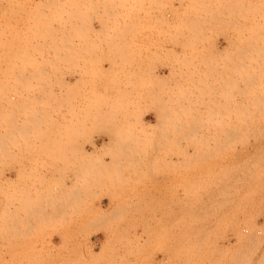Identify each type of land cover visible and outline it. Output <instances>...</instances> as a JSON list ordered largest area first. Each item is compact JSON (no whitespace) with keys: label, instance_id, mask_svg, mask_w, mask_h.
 <instances>
[{"label":"rangeland","instance_id":"obj_1","mask_svg":"<svg viewBox=\"0 0 264 264\" xmlns=\"http://www.w3.org/2000/svg\"><path fill=\"white\" fill-rule=\"evenodd\" d=\"M0 5V264H264V0Z\"/></svg>","mask_w":264,"mask_h":264},{"label":"crops","instance_id":"obj_2","mask_svg":"<svg viewBox=\"0 0 264 264\" xmlns=\"http://www.w3.org/2000/svg\"><path fill=\"white\" fill-rule=\"evenodd\" d=\"M39 1H40V4H42V3L46 4V0H39ZM167 71H168L167 67L163 66L161 68L160 72H165L166 73ZM111 141H112L111 137L109 135H107V134L93 135L92 137H87L86 141L80 145L81 148H80V150L78 152L81 154V156L86 155V156H89V157H91L93 159L95 157V154H98V153H101V152H106L107 150L104 149V147L109 146ZM108 142H109V144H108ZM23 155L24 154H20V153H17L15 151H13L12 153L8 154V157L13 158V159H17V158H19L20 156H23ZM125 155L126 154L123 151L112 150V152L110 154H105L104 158L105 159H110L111 157H123ZM92 165H93V162H92ZM23 168L24 167H21L19 165V163H14L11 166V170H9L7 173L12 179H15L16 176L21 171V169H23ZM72 186H73L72 181L68 180L66 182V188L70 189ZM90 188L91 187L86 186V187H82L81 189L80 188L79 189L84 195H86L85 193H87L90 190ZM90 200L91 199L89 197L85 196V197L80 198V202H79V199H77L75 201V203L76 204L85 205V204H89ZM100 203L103 206H109V205L117 204V202L114 201L113 198L110 195L109 196L108 195L102 196V198L100 200ZM93 204H96V203L92 202L91 205H93ZM84 218L85 217L82 216L81 219H80V221L82 222V226H81L80 230L78 229V225L77 224L75 226L71 224L69 226V229L67 230L66 234H64V235L58 234V233L54 234L53 235L54 243L56 245H58V244H60L62 242L63 238H70V239L77 240L80 235L83 236L85 234V230H87V228H88V225L83 224V222L85 220L88 221V219L84 220ZM13 220H14L13 221L14 224L16 223L15 224L16 228H13V230H12V233L14 234V236L17 237V238L18 237H29L30 230L21 228V225L29 226L28 223H29L30 219L28 217L25 218V216L20 214V213H17L14 216ZM72 220L73 221L75 220V222H78L77 217L75 219H72ZM91 229L93 230V219H91ZM106 237H107V234L104 231H101V232H98L96 234L92 233L91 236H90V239H91L92 242H94L95 239H97L98 243H101V242H103L104 239H106ZM99 248L100 247L95 248L94 252H99ZM24 249H25V246L24 245L21 246L20 244L11 246V250H12L13 253L23 252ZM123 250H124L123 248H118V249H116L115 253L116 254L117 253H121ZM68 252L78 254V253H87L88 251L84 247H82V248L75 247L74 249L72 247H70V250Z\"/></svg>","mask_w":264,"mask_h":264},{"label":"bare ground","instance_id":"obj_3","mask_svg":"<svg viewBox=\"0 0 264 264\" xmlns=\"http://www.w3.org/2000/svg\"><path fill=\"white\" fill-rule=\"evenodd\" d=\"M111 2H112V0H111ZM12 3H13V2H12ZM106 3H107V2H106ZM109 3H110V2H109ZM61 4H62V3H61ZM64 4H65V3H64ZM58 5H59V4H58ZM0 6H1V5H0ZM3 6H4V5H3ZM49 6H50V5H49ZM59 6H60V5H59ZM59 6H58V7H59ZM77 7H78V6H77ZM77 7H75V8L73 9L72 12H75V11L77 10ZM50 8H51V7H50ZM70 8H71V7H70ZM70 8H69V9H70ZM59 9H60V8H59ZM75 9H76V10H75ZM41 10H42V9H41ZM52 10L54 11V9H52ZM60 10H62V9H60ZM74 10H75V11H74ZM87 10H88V9H87ZM94 10H95V9H94ZM94 10H93V11H94ZM1 11H2V10H1ZM10 11H13V9L10 10ZM37 11H38V10H37ZM37 11L35 12V14H37ZM50 11H51V10H50ZM56 11H57V9H56ZM68 11H69V10H68ZM68 11H67V12H68ZM80 11H81V10H79V12H80ZM84 11H85V10H84ZM95 11H96V10H95ZM107 11H109V10H107ZM60 12H61V11H60ZM67 12L65 13V10H64L63 13L67 14ZM72 12H71V14H73ZM79 12H77V13H79ZM3 13H4V10H3ZM40 13H43V12H40ZM47 13H48V12L44 13V14L46 15V17L48 16L47 18L44 17L45 19H48V20H47L48 22H46V25H47L48 23H52V22H53V19H51V16H49V14H47ZM51 13L54 14L55 12H52V11H51ZM57 13L59 14V11L56 12V14H57ZM68 13H69V12H68ZM77 13H76V14H77ZM85 13H87V12H85ZM1 14H2V13H1ZM35 14H34V15H35ZM79 14H80V13H79ZM39 15H40V14H39ZM45 15H44V16H45ZM77 15H78V14H77ZM1 16H2V15H1ZM31 16L33 17V15H31ZM42 16H43V14H42ZM58 16H59V15H57V17H58ZM67 16H68V15H67ZM69 16H70V15H69ZM32 17H31V19H32ZM61 17H62V16H61ZM3 18H4V17H3ZM42 18H43V17H42ZM44 18H43V20H44ZM49 18H50V19H49ZM52 18H53V17H52ZM54 18H55V17H54ZM28 19H29V18H28ZM28 19H26V20H28ZM31 19H30V20H31ZM68 19H69V18H68ZM30 20H29V21H30ZM32 20H33V19H32ZM50 20H52V21H50ZM64 20H66V19H64ZM4 21H5V20H3V22H4ZM36 21H38V20H36ZM40 21H41V24H42V22L45 23V20L42 21L41 18H40ZM54 21H55V19H54ZM58 21H59V19H58ZM60 21H61V20H60ZM25 22H26V21H25ZM56 22H57V21H56ZM1 23H2V22H0V24H1ZM27 23H28V21H27ZM3 24H4V23H3ZM41 24H40V25H41ZM4 25H5V24H4ZM6 25H7V24H6ZM7 26H8V25H7ZM42 26H43V25H42ZM42 26H41V27H42ZM37 27H38V26H37ZM37 27H36V29H38ZM39 30H40V28H39ZM43 30H44V29H43ZM34 36H35V35H34ZM34 36H33V37H34ZM148 36H149V35H148ZM140 38H141V37H140ZM25 39H26V38H25ZM11 42H12V41H11ZM170 43H171V42H170ZM175 43H176V42H175ZM185 43H186V42H185ZM186 44H187V43H186ZM135 45H136V44H135ZM20 49H23V48H20ZM20 49H19V50H20ZM19 50H17V53H18ZM6 53H7V52H6ZM6 53H5V54H6ZM14 53H15V52H14ZM17 53H16L15 55H17ZM29 53H30V52H29ZM8 54H9V53H8ZM4 56H5V55H4ZM9 56H10V55H9ZM10 58H11V56H10ZM25 59H27V58H25ZM130 59H131V58H130ZM134 60H135V59H134ZM93 61H94V60H93ZM114 61H115V60H114ZM126 61H127V60H126ZM94 62H95V61H94ZM92 63H93V62H92ZM124 63H125V62H124ZM141 64H142V63H141ZM128 65H129V63H128ZM12 66H13V65H12ZM14 66H15V65H14ZM16 66H17V65H16ZM170 67H172V63H171V66H170ZM9 68H10V67H9ZM6 69H7V66H6ZM10 69H11V68H10ZM128 69H129V68H128ZM126 70H127V69H126ZM137 70H138V69H137ZM132 71H133V70H132ZM5 72H6V71H5ZM135 74H136V72H135ZM170 74H171V73H170ZM8 75H9V74H8ZM10 75H11V74H10ZM99 75H100V74H99ZM142 75H143V74H142ZM172 75H173V74H172ZM155 76H156V75H155ZM99 77H101V76H99ZM139 77H141V76H139ZM157 78H158V77H157ZM159 78H160V77H159ZM139 79H140V78H139ZM83 81H84V80H83ZM168 87H169V86H168ZM2 91H3V90H2ZM100 109H101V108H100ZM82 110H84V109H82ZM85 110H86V109H85ZM85 110H84V111H85ZM87 111H88V108H87ZM5 118H6V117H5ZM39 119H40V118H39ZM69 121H70V120H69ZM79 123H80V122H79ZM93 123H94V122H93ZM158 123H160V122H158ZM158 123H157V124H158ZM16 124H17V123H16ZM58 124H59V123H58ZM90 124H91V123H90ZM61 125H62V124H61ZM68 125H69V124H68ZM72 125H73V124H72ZM82 125H83V124H82ZM45 135H46V134H45ZM0 140H2V139H0ZM13 140H14V139H13ZM109 142H110V141H109ZM109 142H108V144H109ZM112 142H113V141H112ZM114 142H115V141H114ZM104 145H105V144H104ZM0 150H1V149H0ZM7 157H8V156H7ZM12 161H13V160H12ZM20 203H21V202H20ZM4 229H5V228H4Z\"/></svg>","mask_w":264,"mask_h":264}]
</instances>
